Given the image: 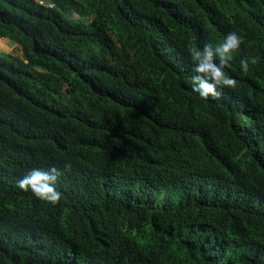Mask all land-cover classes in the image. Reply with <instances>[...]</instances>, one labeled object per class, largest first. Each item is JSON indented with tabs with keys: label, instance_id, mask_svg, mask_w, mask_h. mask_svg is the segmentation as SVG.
I'll use <instances>...</instances> for the list:
<instances>
[{
	"label": "trees",
	"instance_id": "obj_1",
	"mask_svg": "<svg viewBox=\"0 0 264 264\" xmlns=\"http://www.w3.org/2000/svg\"><path fill=\"white\" fill-rule=\"evenodd\" d=\"M0 38V264H264V0H0ZM51 166L55 204L17 186Z\"/></svg>",
	"mask_w": 264,
	"mask_h": 264
},
{
	"label": "clouds",
	"instance_id": "obj_2",
	"mask_svg": "<svg viewBox=\"0 0 264 264\" xmlns=\"http://www.w3.org/2000/svg\"><path fill=\"white\" fill-rule=\"evenodd\" d=\"M243 41L242 34L230 31L218 43L189 46L186 55L194 73L188 81L191 91L203 99H210L219 97L224 88L235 87L236 80L229 75L227 68L241 49ZM250 63H255V58L240 57L241 74L248 73ZM60 174L55 166L47 169L32 167L16 183L20 189H30L37 198L55 204L61 197L56 187Z\"/></svg>",
	"mask_w": 264,
	"mask_h": 264
},
{
	"label": "rangeland",
	"instance_id": "obj_3",
	"mask_svg": "<svg viewBox=\"0 0 264 264\" xmlns=\"http://www.w3.org/2000/svg\"><path fill=\"white\" fill-rule=\"evenodd\" d=\"M73 18H76L75 14H72ZM0 52L2 53H10L14 52L19 54V50H17V47L15 44H12L8 39L0 38Z\"/></svg>",
	"mask_w": 264,
	"mask_h": 264
}]
</instances>
